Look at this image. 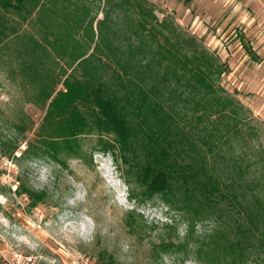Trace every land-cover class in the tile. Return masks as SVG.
<instances>
[{
	"label": "trees",
	"instance_id": "1",
	"mask_svg": "<svg viewBox=\"0 0 264 264\" xmlns=\"http://www.w3.org/2000/svg\"><path fill=\"white\" fill-rule=\"evenodd\" d=\"M153 8L147 0H0V54L11 50L17 63L8 62L9 74L43 107L50 100L39 144L25 151L62 164V154L83 156L78 139L93 137L124 164L128 184L180 215L198 264H264V149L249 146V118L237 117L242 106L215 84L218 59L173 23L166 35L171 24Z\"/></svg>",
	"mask_w": 264,
	"mask_h": 264
},
{
	"label": "rangeland",
	"instance_id": "2",
	"mask_svg": "<svg viewBox=\"0 0 264 264\" xmlns=\"http://www.w3.org/2000/svg\"><path fill=\"white\" fill-rule=\"evenodd\" d=\"M147 1L159 23L171 24L166 35L173 23L218 59L215 84L242 106L237 117L249 118V146L264 149V0ZM10 53L0 54V264H198L180 215L128 184L124 164L98 151L95 138L78 139L83 156L62 154V164L25 151L39 144L50 100L43 107L9 74L8 62L17 65ZM19 186L41 198L31 202ZM169 242L171 250H159Z\"/></svg>",
	"mask_w": 264,
	"mask_h": 264
}]
</instances>
